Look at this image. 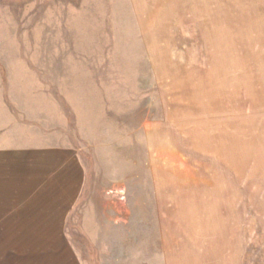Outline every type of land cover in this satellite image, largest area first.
I'll use <instances>...</instances> for the list:
<instances>
[{"label": "rangeland", "instance_id": "1", "mask_svg": "<svg viewBox=\"0 0 264 264\" xmlns=\"http://www.w3.org/2000/svg\"><path fill=\"white\" fill-rule=\"evenodd\" d=\"M0 264H264V0H0Z\"/></svg>", "mask_w": 264, "mask_h": 264}]
</instances>
